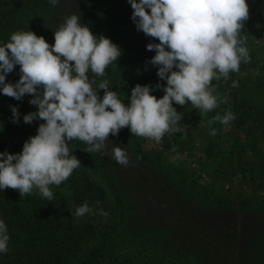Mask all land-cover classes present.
Segmentation results:
<instances>
[{
	"label": "trees",
	"instance_id": "16d2710c",
	"mask_svg": "<svg viewBox=\"0 0 264 264\" xmlns=\"http://www.w3.org/2000/svg\"><path fill=\"white\" fill-rule=\"evenodd\" d=\"M132 12L128 0H60L57 5L50 0H0V42L18 30H31L51 45L65 17L81 14L82 23L122 49L105 75L95 79L108 80L129 103L137 83L166 84L150 63L155 50L146 47L160 41L136 29ZM19 68L11 72L14 79L6 80H18ZM233 81L241 83L214 78L211 86L214 93L235 96L238 106L255 113L259 103L241 99ZM98 94L102 97L104 90ZM153 94L160 98L164 92L155 89ZM31 98L25 94L18 101L0 93V151H22L44 122H24V114L37 110ZM13 105L21 113L19 123L12 122ZM255 120L264 134V104ZM108 139L106 149L91 153L85 141H68L81 165L60 185H50L52 200L36 190L22 196L11 187L0 191V219L10 235L0 264H264V197L225 195L202 183L182 161L167 157L168 138L156 148L155 140L147 144L149 138L126 126ZM116 146L127 151V165L115 160ZM85 201L93 211L72 215Z\"/></svg>",
	"mask_w": 264,
	"mask_h": 264
},
{
	"label": "clouds",
	"instance_id": "9594fccd",
	"mask_svg": "<svg viewBox=\"0 0 264 264\" xmlns=\"http://www.w3.org/2000/svg\"><path fill=\"white\" fill-rule=\"evenodd\" d=\"M59 2L50 0L53 5ZM128 2L136 29L160 41L146 47L155 50L150 63L157 66V76L166 81L155 85L137 83L131 89L129 103L109 86L108 80L95 79L105 75L122 49L82 23L81 14L65 17L54 31L51 45L31 30H18L7 42H0V93L18 101L32 94L29 103L37 110L24 114L23 120L44 121L37 133L25 140L22 151H0V191L11 187L22 196L36 190L52 200L50 185H60L81 165L68 141H85L87 152H100L107 148L105 141L110 133L118 135L127 126L134 135L159 142L166 132L175 131L183 118L174 102H190L203 112L213 110L218 96L212 80L229 78L230 72L239 71L241 61L250 60L247 38L241 31L249 18L247 0ZM16 65L20 66L19 79L7 81ZM233 86H237L236 81ZM100 89L104 90L102 97ZM155 89H162L164 95L157 98ZM11 111L12 122L19 123L18 107L11 106ZM213 119L228 124L235 116L231 112L223 116L218 113ZM112 152L118 163L128 164L125 149L116 146ZM92 211L85 201L72 215ZM9 241L8 226L0 219V253L9 250Z\"/></svg>",
	"mask_w": 264,
	"mask_h": 264
},
{
	"label": "rangeland",
	"instance_id": "374dc122",
	"mask_svg": "<svg viewBox=\"0 0 264 264\" xmlns=\"http://www.w3.org/2000/svg\"><path fill=\"white\" fill-rule=\"evenodd\" d=\"M247 3L249 18L241 31L247 38L250 60L241 61L239 71L230 72L229 78H221L225 84L228 80H241L236 89L241 99L259 103L255 113L248 106H238L235 96L214 93L218 104L211 111L203 112L190 102L178 106L183 118L176 130L168 131L169 136L161 140L170 139V160L182 161L202 183L217 192L260 199L264 197V134L255 118L264 104V0ZM6 78L14 76L9 73ZM227 112L235 116L228 124L213 119L218 113L223 116ZM152 143L160 148L158 142ZM209 150H213L211 156Z\"/></svg>",
	"mask_w": 264,
	"mask_h": 264
}]
</instances>
